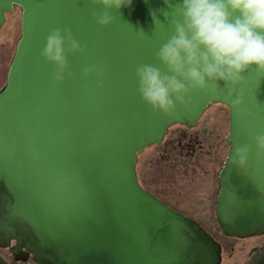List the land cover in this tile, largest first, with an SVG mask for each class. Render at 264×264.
Segmentation results:
<instances>
[{"label":"water","instance_id":"95a60500","mask_svg":"<svg viewBox=\"0 0 264 264\" xmlns=\"http://www.w3.org/2000/svg\"><path fill=\"white\" fill-rule=\"evenodd\" d=\"M175 3L132 0L100 26L93 12L103 9L91 0H0V28L13 6L21 9L0 91V247L22 240L38 264H219L220 244L145 190L135 169L137 152L172 125L195 126L210 104L228 109L217 225L230 237L264 233V152L254 143L264 133V71L253 65L235 84L193 89L168 114L137 91L138 65L167 72L156 52L180 19ZM55 28L85 49L66 53L60 82L41 55ZM93 65L101 74L82 75ZM244 145L241 168L232 155Z\"/></svg>","mask_w":264,"mask_h":264},{"label":"clouds","instance_id":"9594fccd","mask_svg":"<svg viewBox=\"0 0 264 264\" xmlns=\"http://www.w3.org/2000/svg\"><path fill=\"white\" fill-rule=\"evenodd\" d=\"M131 2L91 0L103 9L93 12L96 23L109 24V10ZM175 6L180 19L174 22V34L156 52L167 72L149 64L135 69L140 98L154 111L172 112L187 102L193 89L235 84L253 65L264 71V0H176ZM84 51L68 28H55L46 36L41 55L55 66L52 80L60 82L67 69L66 53ZM90 73L101 74V69L95 65L82 69V75ZM254 143L264 152V133L256 135ZM248 153V145L236 147L232 162L243 168Z\"/></svg>","mask_w":264,"mask_h":264},{"label":"rangeland","instance_id":"374dc122","mask_svg":"<svg viewBox=\"0 0 264 264\" xmlns=\"http://www.w3.org/2000/svg\"><path fill=\"white\" fill-rule=\"evenodd\" d=\"M21 9L14 6L5 14L0 28V82L6 73L17 40L20 36ZM228 109L222 104H210L203 111L194 127L170 126L165 142L144 147L137 153L136 175L140 184L179 211L196 217L195 221L205 229L221 247L219 264H264V233L244 238L230 237L222 233L213 217V200L216 194L217 160L220 165L227 154L225 137L228 133ZM180 130L196 135L183 152L189 154L192 147L198 150L197 159H178V146L165 145L178 137ZM173 138V139H172ZM185 142L182 141V144ZM200 143L203 156L200 157ZM199 145V146H198ZM200 158L202 161L200 162ZM200 164L201 167H200ZM214 172V175L211 172ZM202 215V218L199 216ZM0 251L1 257H6ZM1 261V260H0Z\"/></svg>","mask_w":264,"mask_h":264},{"label":"flooded vegetation","instance_id":"af4514ba","mask_svg":"<svg viewBox=\"0 0 264 264\" xmlns=\"http://www.w3.org/2000/svg\"><path fill=\"white\" fill-rule=\"evenodd\" d=\"M16 47V46H15ZM15 51V49H14ZM14 54V52H13ZM13 57V55H12ZM12 60V58H11ZM10 60V62H11ZM10 65V64H9ZM8 71V70H7ZM7 75V73H6ZM5 83H6V79L2 82H0V91L2 90V88L5 86ZM184 126V125H183ZM196 126V125H195ZM186 127V126H185ZM194 127V126H193ZM186 128H190V127H186ZM169 130V129H168ZM178 137H174V140L173 142L168 140L167 143L165 145H169L171 144L172 146H178L179 149H177L178 151V159H175L174 161L178 162L180 161L181 159H183L185 157V161H191L189 160V158L191 159H197V152L198 150H196L194 147L191 148L189 154H186L183 152L184 149H187L188 148V145L192 142H195V143H198L199 141L197 140V136L196 135H192V134H189L187 133L186 131L184 130H180V132L178 133L177 135ZM172 138V139H173ZM182 141H184L185 143L182 144ZM165 142V136L163 137V139L161 140V142L159 144H162ZM155 145V144H154ZM158 145V144H156ZM199 146V145H198ZM203 156V153H202V149H201V143H200V157ZM225 158V157H224ZM202 161V159L200 158V162ZM218 164V169H217V173L215 175L216 177V188H217V191H216V194L214 196V200H213V203L215 204V199H216V196L219 192V187H218V175H219V172L221 170V167H222V164L220 165V162L217 160L216 162ZM223 163V162H222ZM202 164H200V167H201ZM212 175H214V172L212 171L211 172ZM137 176V175H136ZM139 182V181H138ZM140 184V182H139ZM141 185V184H140ZM142 186V185H141ZM143 187V186H142ZM144 188V187H143ZM145 190H147L148 192H150L155 198H157L158 200H160L161 202H163L164 204H166L169 208H171L172 210L176 211V212H179L181 214H183L184 216L188 217L189 219L191 220H194L197 219L196 217L190 215L189 213H185L183 211H179L177 209H175L174 207L170 206L169 204H167L163 199H161L160 197L156 196V194H154L152 191H150L149 189L147 188H144ZM214 204H213V217L216 219V216H215V210H214ZM200 218H202V215L199 216ZM200 225V224H199ZM205 230V229H204ZM206 231V230H205ZM207 232V231H206ZM208 233V232H207ZM209 234V233H208ZM4 251L5 254H8V256L6 255V257H1V261H0V264H38L34 259H33V255L30 251H28L27 247L25 246V244L23 243L22 240H20V242H17L16 239H11L10 240V244L9 246L7 247H0V251ZM45 254V252H43Z\"/></svg>","mask_w":264,"mask_h":264}]
</instances>
